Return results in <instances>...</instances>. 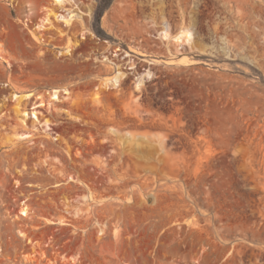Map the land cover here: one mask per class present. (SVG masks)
I'll list each match as a JSON object with an SVG mask.
<instances>
[{
    "label": "rangeland",
    "instance_id": "374dc122",
    "mask_svg": "<svg viewBox=\"0 0 264 264\" xmlns=\"http://www.w3.org/2000/svg\"><path fill=\"white\" fill-rule=\"evenodd\" d=\"M66 3L0 0V264H264V0Z\"/></svg>",
    "mask_w": 264,
    "mask_h": 264
},
{
    "label": "bare ground",
    "instance_id": "6f19581e",
    "mask_svg": "<svg viewBox=\"0 0 264 264\" xmlns=\"http://www.w3.org/2000/svg\"><path fill=\"white\" fill-rule=\"evenodd\" d=\"M52 1L54 4L58 5L60 8L66 9L65 8V4H67L66 2H69L71 0H52ZM44 10L46 12L45 15L42 17L41 21L35 25V29H37V30H43V29L48 28L47 24L51 23V16L52 15H54L57 18H59V17L62 18L66 22V24H69L70 19L73 17L71 12H68L65 14L55 13V11H53V9L50 6H45ZM54 16H52V17H54ZM181 34L182 35H185V34L188 35L189 32L186 30H182ZM82 37H84V33H82ZM1 47L2 46H0V59H5L3 56V49ZM70 51L71 50L68 49V51H67L68 54L70 53ZM115 55H117V54H115ZM121 76H122V73H119L116 76L111 77L110 79H108L106 81V85L118 84ZM5 85H8V84H5ZM63 91L65 94L70 93V91L67 88L63 89ZM63 97H65V96H63ZM10 98L18 100L17 101L18 102V104H17L18 110H19L21 120L24 123V125L29 126V127L31 125H33V127H35L36 124L37 125L39 124V125H41L40 127H42L46 131L51 130L52 127L50 126V122H48V120H45V121L42 120V116L44 115L43 108L47 111H49V110L51 111L53 109L54 105H57V102L63 100L61 93H60V90H58V89H54L50 93V96L46 97V98L43 95H38V94L35 95L32 92L27 93L24 96L19 95L16 92H13L10 96L6 97V100L10 99ZM25 100L26 101L30 100V102H31L30 106H27L23 103ZM30 119L33 120V123H31V125H29V123H28ZM31 136H32L31 132H21L18 135V139H25V138H29ZM55 139H57V137H55ZM28 208L29 207L26 204L21 206L20 207V212H21L20 214H24V215L29 214ZM46 219H47V221L54 222L52 219H49V218H46ZM101 231H103V229H101ZM20 233L22 235H24V232L21 230H20Z\"/></svg>",
    "mask_w": 264,
    "mask_h": 264
},
{
    "label": "crops",
    "instance_id": "0c3cea01",
    "mask_svg": "<svg viewBox=\"0 0 264 264\" xmlns=\"http://www.w3.org/2000/svg\"><path fill=\"white\" fill-rule=\"evenodd\" d=\"M0 43L2 45L3 53L5 56V61H2V60H0V61H2L4 67L6 68V71H7V79L5 81H2L1 85L3 86V88H8V87H10L9 77L11 75V70H13L12 69V66L14 65L13 62L14 63L16 62V59H14V58H15V53L17 51L11 45V42H10L8 35L4 36L2 26H0ZM29 43H33L32 38H30V41L26 42L25 44H29ZM23 48L26 49L25 46H23ZM30 55H31L30 50H29V52L25 51L24 56H25V58L27 57V59H25L24 61H26V62L31 61ZM7 61H9V63ZM47 83L50 85L51 80H48ZM5 84H8V85H5ZM32 89L36 90V87L35 88L32 87Z\"/></svg>",
    "mask_w": 264,
    "mask_h": 264
},
{
    "label": "trees",
    "instance_id": "16d2710c",
    "mask_svg": "<svg viewBox=\"0 0 264 264\" xmlns=\"http://www.w3.org/2000/svg\"><path fill=\"white\" fill-rule=\"evenodd\" d=\"M102 1H105V0H102ZM107 1H108V0H106V2H107ZM100 12H101V7H100V5H99V7H98V9H97V15H99Z\"/></svg>",
    "mask_w": 264,
    "mask_h": 264
}]
</instances>
